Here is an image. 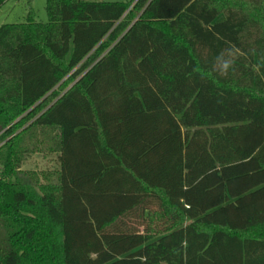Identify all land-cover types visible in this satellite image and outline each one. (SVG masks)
<instances>
[{
	"label": "trees",
	"instance_id": "trees-1",
	"mask_svg": "<svg viewBox=\"0 0 264 264\" xmlns=\"http://www.w3.org/2000/svg\"><path fill=\"white\" fill-rule=\"evenodd\" d=\"M134 1L0 26V264H264V0Z\"/></svg>",
	"mask_w": 264,
	"mask_h": 264
},
{
	"label": "rangeland",
	"instance_id": "rangeland-1",
	"mask_svg": "<svg viewBox=\"0 0 264 264\" xmlns=\"http://www.w3.org/2000/svg\"><path fill=\"white\" fill-rule=\"evenodd\" d=\"M92 1V0H87ZM104 2H120L126 3L130 0H102ZM135 0L131 7L137 2ZM46 0H31L30 5H27L26 0H5L0 6V26L4 24H16L24 22L26 16L31 8L34 14V20L37 22L46 23L48 16L45 10ZM260 17H264V8L259 9ZM141 14L140 11H134V17L137 18ZM72 86V83L68 85V88ZM47 142V141H46ZM47 149V148H46ZM23 171H34L40 175V181L45 183V175L55 172L58 169V162L56 155L51 153H40L35 152L27 156L24 163L21 166ZM50 179V178H49ZM51 180V179H50ZM55 181V178H54ZM138 227V226H137ZM140 232L143 231V227L138 228ZM85 243H74L69 244L70 256L78 251H82L80 258L89 260L93 264H112L117 260H121L123 264H142L146 258L150 262H159L162 259L160 252L156 247L141 246L136 247H125L121 246L118 241L100 242L97 252H92L90 249L85 248ZM163 264V263H160Z\"/></svg>",
	"mask_w": 264,
	"mask_h": 264
},
{
	"label": "built area",
	"instance_id": "built-area-1",
	"mask_svg": "<svg viewBox=\"0 0 264 264\" xmlns=\"http://www.w3.org/2000/svg\"><path fill=\"white\" fill-rule=\"evenodd\" d=\"M95 1H102V0H95Z\"/></svg>",
	"mask_w": 264,
	"mask_h": 264
},
{
	"label": "clouds",
	"instance_id": "clouds-1",
	"mask_svg": "<svg viewBox=\"0 0 264 264\" xmlns=\"http://www.w3.org/2000/svg\"><path fill=\"white\" fill-rule=\"evenodd\" d=\"M226 67V66H225Z\"/></svg>",
	"mask_w": 264,
	"mask_h": 264
}]
</instances>
